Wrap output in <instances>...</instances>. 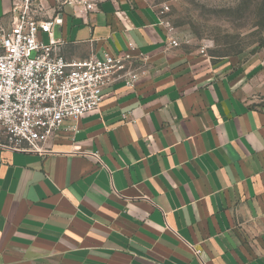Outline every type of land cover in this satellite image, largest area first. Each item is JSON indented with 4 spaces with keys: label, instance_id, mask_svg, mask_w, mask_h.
<instances>
[{
    "label": "crops",
    "instance_id": "0c3cea01",
    "mask_svg": "<svg viewBox=\"0 0 264 264\" xmlns=\"http://www.w3.org/2000/svg\"><path fill=\"white\" fill-rule=\"evenodd\" d=\"M45 6L54 16L56 0ZM11 11L0 0L6 25ZM169 35L147 0L64 7V59L123 69L47 153L0 148V264H264V56Z\"/></svg>",
    "mask_w": 264,
    "mask_h": 264
},
{
    "label": "built area",
    "instance_id": "2783aa9c",
    "mask_svg": "<svg viewBox=\"0 0 264 264\" xmlns=\"http://www.w3.org/2000/svg\"><path fill=\"white\" fill-rule=\"evenodd\" d=\"M11 1V24L0 20V148L43 155L65 121L100 111L103 91L123 69V59L106 55L67 62L59 53L61 42L53 38L54 28L64 23L65 6L82 17L101 0H56L52 17L46 0ZM43 34L50 37L48 44ZM169 43L179 46L171 32ZM138 79L131 73L127 84ZM192 249L200 256L198 247Z\"/></svg>",
    "mask_w": 264,
    "mask_h": 264
},
{
    "label": "rangeland",
    "instance_id": "374dc122",
    "mask_svg": "<svg viewBox=\"0 0 264 264\" xmlns=\"http://www.w3.org/2000/svg\"><path fill=\"white\" fill-rule=\"evenodd\" d=\"M147 1L190 49L215 57L264 56V0Z\"/></svg>",
    "mask_w": 264,
    "mask_h": 264
}]
</instances>
